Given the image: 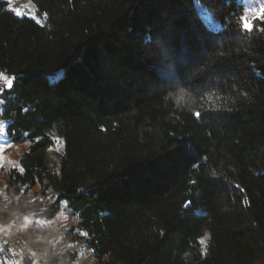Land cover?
<instances>
[{"label":"trees","instance_id":"trees-1","mask_svg":"<svg viewBox=\"0 0 264 264\" xmlns=\"http://www.w3.org/2000/svg\"><path fill=\"white\" fill-rule=\"evenodd\" d=\"M29 1L42 21L0 0L1 120L30 144L0 171L9 198L55 192L38 218L65 203L94 264H264V19H241L257 0Z\"/></svg>","mask_w":264,"mask_h":264},{"label":"rangeland","instance_id":"rangeland-1","mask_svg":"<svg viewBox=\"0 0 264 264\" xmlns=\"http://www.w3.org/2000/svg\"><path fill=\"white\" fill-rule=\"evenodd\" d=\"M8 3L9 8H16L22 13L25 11L28 15L19 17H29L36 15L37 21H42L38 15L37 9L29 0H1ZM260 8L259 0L256 1V6L249 10L247 17L252 21L258 15ZM200 14L209 23L214 26L212 17L200 9ZM59 79L57 78L56 81ZM4 82V81H3ZM63 81L59 82L54 88L58 90L62 87ZM5 83L1 84V88L5 87ZM6 124L1 120L0 115V171L7 168H18L19 156L30 150V144L23 142L21 144H13L9 142L5 132ZM51 137L55 142V149L49 154L48 159L50 164L57 166L59 158L64 154V142L58 136L56 131L51 132ZM56 199V193L51 192L44 201L41 198L40 190L33 189L28 194L19 195L13 192L11 197L7 195L5 184L0 186V205L3 209H9L10 216L1 223H11L13 221H21V236L22 241L35 247H51L52 256L55 259L63 257L67 253H77L75 264H94V256L92 251L83 247V233L78 228V221L69 214L66 204H62L60 215L51 222L42 221L38 216ZM5 201V202H4ZM4 202V203H3ZM11 203H14L13 205ZM2 209V210H3ZM36 220V221H35ZM31 229V230H30ZM31 231V232H30ZM201 241H208L206 235ZM43 245V246H42ZM46 251V250H45ZM56 261V260H55ZM0 264L1 261H0ZM7 264V263H5Z\"/></svg>","mask_w":264,"mask_h":264},{"label":"built area","instance_id":"built-area-1","mask_svg":"<svg viewBox=\"0 0 264 264\" xmlns=\"http://www.w3.org/2000/svg\"><path fill=\"white\" fill-rule=\"evenodd\" d=\"M21 221L0 222V260L7 264H51L42 247L23 243Z\"/></svg>","mask_w":264,"mask_h":264},{"label":"snow or ice","instance_id":"snow-or-ice-1","mask_svg":"<svg viewBox=\"0 0 264 264\" xmlns=\"http://www.w3.org/2000/svg\"><path fill=\"white\" fill-rule=\"evenodd\" d=\"M10 11H12L13 13H15L17 16H21V15H28V13L25 11L24 13H22L20 10L16 9V8H11ZM258 16H260V18L264 19V7H262L260 9V11L257 13ZM33 20H36L37 17L36 15H32L31 17ZM242 22H243V27L245 28V30L247 31H251L252 30V22L249 20L248 17H242ZM0 79H3L5 85L7 86V88L11 89L13 86V80L15 79L13 78H9L7 76H3L2 74H0ZM197 116H199L200 114L197 112L196 113ZM3 129L0 128V132H2ZM22 171V170H21ZM83 235H87V233H83ZM201 243H205V241H201Z\"/></svg>","mask_w":264,"mask_h":264},{"label":"crops","instance_id":"crops-1","mask_svg":"<svg viewBox=\"0 0 264 264\" xmlns=\"http://www.w3.org/2000/svg\"><path fill=\"white\" fill-rule=\"evenodd\" d=\"M22 155V154H21ZM20 157V156H19ZM7 219V217L4 219V221ZM3 220H0V222H2Z\"/></svg>","mask_w":264,"mask_h":264}]
</instances>
